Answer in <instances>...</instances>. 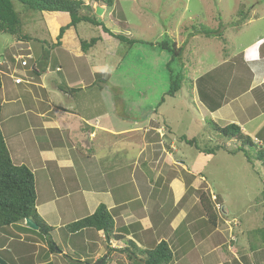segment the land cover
<instances>
[{"label": "crops", "instance_id": "crops-1", "mask_svg": "<svg viewBox=\"0 0 264 264\" xmlns=\"http://www.w3.org/2000/svg\"><path fill=\"white\" fill-rule=\"evenodd\" d=\"M84 3L92 8L96 20L103 17L105 6L92 0ZM97 7L103 9L101 17L95 14ZM39 16L24 13L23 31L26 35L30 32L31 40L14 42L9 38L6 50L11 55L7 51L0 54V72L10 80L0 88V129L11 160L34 174L37 213L54 232L104 205L113 217L115 234L122 238L106 241L102 231L87 229L68 234L70 241L80 237L81 242L63 243L60 253L49 254L44 241L25 229L24 221L0 230V258L8 264H67L72 259L94 263L107 258L108 248L123 249L129 241L139 250L152 249L165 241L174 254L172 264H255V252L249 251V258L246 253L251 247L252 230H242V223L235 219L229 221L233 226L219 225V220L215 228L207 223L199 195H213L226 219L224 202L219 194L211 192L202 173H196L194 162L198 158L189 163L179 149L184 141L177 137L179 129L168 113H151L124 127L112 100L93 93L98 73L103 72L95 70L99 64L93 61L102 50L98 47L83 52L81 41L87 38L79 35L77 26L65 31L57 44L59 30L68 24V17L49 13ZM36 22L44 24L48 33L40 32V40L36 38ZM215 23L218 29L221 21ZM235 31L237 34L240 30ZM98 35L103 53L111 54L119 48L115 38L102 31ZM225 36L212 37L214 42L205 38L203 43L214 50L212 55L200 45L196 51L200 60L188 65L199 115L201 119L208 116L219 127L237 125L256 147L264 149V34L230 52L225 51V46L229 49ZM196 37L187 36L181 45ZM37 41H41L39 47L34 46ZM34 59L30 72L23 71L27 61ZM13 61L26 65L17 66ZM207 75H213V82L204 84ZM16 87L21 90L16 92ZM200 96L211 105L221 106L210 111ZM169 98L166 96V100ZM225 139L220 141L223 151L245 158L237 150L238 142ZM125 152L132 155H123ZM128 171L134 189L126 184ZM202 187L206 191L200 192ZM131 190H135L134 195ZM260 203L263 210L264 197ZM259 220V229L264 228V212ZM224 248L227 253H223ZM122 255L110 251V264H115L111 261L117 260L115 256ZM124 260L131 264L129 258Z\"/></svg>", "mask_w": 264, "mask_h": 264}, {"label": "rangeland", "instance_id": "rangeland-1", "mask_svg": "<svg viewBox=\"0 0 264 264\" xmlns=\"http://www.w3.org/2000/svg\"><path fill=\"white\" fill-rule=\"evenodd\" d=\"M81 1L85 2L86 0ZM22 8V5L16 4L17 11H21ZM137 12L140 14L139 16L136 14ZM141 15H143V19L140 18ZM241 18L244 20L237 24ZM217 19L221 21L218 23L220 24V33L226 35L225 37L229 42V49L225 46V51H233L237 45L250 42L259 33L264 34V0H114L111 7H105L103 17L97 20L112 33L126 36L129 41L121 42L115 39L119 43V48H116L117 52L111 54L103 53L100 40L92 47H87L83 52L98 47L102 50L98 53L99 58L95 57L93 61V63L99 64V66H95V70L101 69L99 72L103 71L101 75L96 71L98 76L93 93L98 97L101 95L112 100L115 114L124 127L136 119H145L146 115L151 113L158 115L168 113L172 123L177 125L175 126L176 129H179L177 137L193 140L201 152L212 151L208 156H204L195 151L197 150L195 146L186 145L185 142L178 145L179 149L181 148L182 152L186 154L189 163L193 158H198L194 162H197L196 173H202L211 192L219 194L222 198L227 220L222 211L216 208V206L220 208L218 202L213 201L215 211L219 215L218 224L232 225L229 221L235 219L242 223V230H252L249 239L251 247L246 253L249 258V251H254L255 264H264V247L260 245L264 239V233L259 229L261 227L259 219L262 218L264 212V208L262 210V206L259 207L263 197L261 192H263L264 186V167L255 159L257 150L250 149L249 152L252 166L248 165L242 154L228 155L223 150L216 151V148L223 144L220 142L223 136L217 135L213 131L208 116L201 119L199 115L200 105L193 97V85L188 82H192L188 65L200 60L196 56V51L201 49L200 45L207 49L210 56L214 50L203 43L206 39L201 35H198L194 41H188L185 46L181 44L187 39V36L188 38L192 37L190 36L193 34L192 30L200 27H207L213 31L217 30L215 23L218 21ZM121 20L126 21L127 29L123 30L121 23H119ZM38 24L36 22L35 25L37 26H34L37 28V39H39L40 32L48 34L44 29V24ZM150 25L154 26L153 30H149ZM70 28L72 29V27ZM236 29L241 32L235 34ZM77 31L81 37L87 38L85 41L89 42L99 36L102 26L97 28V26L82 22L77 25ZM9 38L7 35L0 34V54L5 51L10 54V50H6V41L10 40ZM212 40L214 42V39ZM45 41L47 44L50 43L49 38H46ZM165 41L183 47L185 53L172 59V53L163 50L158 45ZM40 42H35L34 46L40 45ZM196 45L199 46L194 49ZM27 62L28 67L22 70L30 72L32 65L36 63V59ZM12 63L17 66L21 65L20 61H13ZM0 70L2 71V66H0ZM179 74L180 77H184V80L179 84L181 95L179 98L166 100L165 94L171 87V81L175 82L176 76L178 77ZM212 76L207 75L202 82L204 84L213 82L210 78ZM1 82L6 87V83L10 80L3 75ZM16 88V92L21 90V88ZM163 99L166 100L165 104H162ZM122 143L126 144L125 142ZM125 154L132 155V153L127 152L123 153V155ZM121 179H124V176ZM125 181L129 189L135 188L134 180H130L129 171L125 176ZM200 190H202L200 192L206 191L204 187ZM131 191L134 195L135 190ZM188 194L189 190L186 195ZM68 234L70 233L63 229L52 232L50 235L57 246L62 249H64L63 243L81 242L80 237H74L73 241H70V238H67ZM8 252H10V248H8ZM223 253H227L226 248L223 249ZM115 257L117 260L112 259L113 263L129 264L124 260L126 259L125 255Z\"/></svg>", "mask_w": 264, "mask_h": 264}, {"label": "trees", "instance_id": "trees-1", "mask_svg": "<svg viewBox=\"0 0 264 264\" xmlns=\"http://www.w3.org/2000/svg\"><path fill=\"white\" fill-rule=\"evenodd\" d=\"M99 3L101 6L111 7L114 0H92ZM16 4L23 6L21 11L16 10ZM92 8L86 5L81 0H0V34L9 36L14 42H26L31 38L23 31V15L24 13H31L35 15L43 14H63L69 19L66 27H61L57 36V43L59 44L60 38L67 28H75L78 24L84 22L92 26H102V31L105 35L115 38L121 42H128L129 38L121 34H115L105 28L99 23L92 14ZM39 13V14H36ZM124 19V18H123ZM241 18L238 22H242ZM121 27L123 30L127 29L126 21L121 20ZM193 34L190 36L201 35L205 38L221 37V31L218 28L213 31L207 27H200L192 30ZM100 38H93L89 42L81 41V48L84 51L87 47H92L99 41ZM163 50L172 53V59L176 56H181L184 53L183 47H178L173 42H162L158 44ZM184 66L182 65V68ZM2 74L0 72V88L2 85ZM184 80V77H177L176 81H171V87L165 96L174 98L180 91L179 84ZM192 84L191 81H188ZM187 82V83H188ZM203 103L211 111L221 106V103L211 105L204 98ZM1 115V107H0ZM213 131L217 135L223 136L226 139H234L239 143L237 150L242 152L251 165L250 149H256L257 153L255 159L258 162L264 163V149L255 147L251 139L245 135L242 130L235 124H229L225 127H219L214 122L209 120ZM189 146H195L193 140L181 139ZM224 150L223 145L216 148V151ZM204 154H211L212 151H203ZM264 197V188H263ZM37 196L35 189V178L32 171L25 165H15L10 157L8 148L6 146L4 137L0 129V230L7 229L18 224H24L25 219H31L37 226L38 230L30 228L25 229L38 235L45 243V249L49 254L60 253L59 246L53 241L51 233L54 229L48 226L38 215L36 210ZM199 204L204 213L207 223L215 228L219 220V215L215 211L214 203L210 201L206 193L199 195ZM222 208L220 207V210ZM222 211V210H221ZM69 233H77L83 230L92 229L95 231H102L106 241L110 239H121L122 236L115 234L114 221L110 212L104 205L98 206L96 211L79 221L71 223L64 228ZM259 230V229H258ZM264 233V228H261ZM264 246V239L262 241ZM115 251L117 253L125 254L131 261V264H172L174 254L167 242L161 241L152 249L139 250L133 242L129 241L128 246L123 249L111 250L107 249V258L101 264L109 263V252ZM1 256V254H0ZM69 258V256H66ZM71 258V257H70ZM100 260L95 261L94 263ZM9 264H12L9 262ZM67 264H93V261H81L79 259H72V262Z\"/></svg>", "mask_w": 264, "mask_h": 264}, {"label": "water", "instance_id": "water-1", "mask_svg": "<svg viewBox=\"0 0 264 264\" xmlns=\"http://www.w3.org/2000/svg\"><path fill=\"white\" fill-rule=\"evenodd\" d=\"M95 14L97 16H101L103 14V9L101 7H97L95 10ZM25 225L30 229L38 230V226L29 218L25 219ZM102 262L103 260H100L93 264H101ZM0 264H8V263H6L3 259L0 258Z\"/></svg>", "mask_w": 264, "mask_h": 264}, {"label": "built area", "instance_id": "built-area-1", "mask_svg": "<svg viewBox=\"0 0 264 264\" xmlns=\"http://www.w3.org/2000/svg\"><path fill=\"white\" fill-rule=\"evenodd\" d=\"M21 65H22V66H25V65H26V62H22ZM211 200H212V202H213V201L216 200V198L212 195ZM216 208L220 210V208H218V206H216Z\"/></svg>", "mask_w": 264, "mask_h": 264}]
</instances>
